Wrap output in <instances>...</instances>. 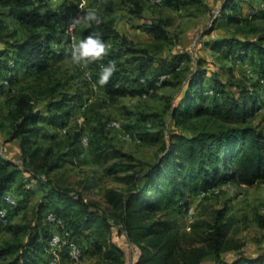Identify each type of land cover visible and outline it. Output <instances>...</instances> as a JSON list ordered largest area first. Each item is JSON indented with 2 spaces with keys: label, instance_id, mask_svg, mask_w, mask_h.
<instances>
[{
  "label": "trees",
  "instance_id": "16d2710c",
  "mask_svg": "<svg viewBox=\"0 0 264 264\" xmlns=\"http://www.w3.org/2000/svg\"><path fill=\"white\" fill-rule=\"evenodd\" d=\"M47 1L0 0V137L3 144L15 142L19 151L15 162L0 147V208H6L7 213V223L2 225L0 221V225L9 234L0 243V264L44 262L42 245L52 231V225L45 220L48 212L79 243L82 236L93 237L98 254L95 264H126L124 250L113 241L114 230L125 232L137 249L131 264H201L210 255L214 264H264V253L239 256L232 261L221 257L226 235L221 215L206 235L182 232L176 218L182 213L188 194L198 187L207 190L218 182L232 181L245 186L264 182V126L254 124L250 116L260 108L261 83L256 79L249 84L223 81L214 74L209 84L205 78L207 68L199 59L191 75L178 80L176 92L164 96V105L155 113V122L153 119L142 122V140L147 137L146 130L155 125L158 128L161 155L139 170L119 162L107 166L104 172L126 187L106 189L102 207L70 188L55 184L49 177L79 151L80 132H68L65 138L56 140L47 130L56 125L65 127L70 118L66 104L75 98L62 89L57 68L49 62L56 54L52 41L62 43L64 36L53 24L57 13ZM122 1L131 5L130 11L142 19L143 0ZM201 1L162 0V3ZM115 4V0H90L84 10L95 8L100 22L89 24L83 20L85 23L76 31L77 40L93 33L101 35L108 45L102 58L105 63L115 60L117 68L106 84L98 86L112 98L125 91L121 86L125 77L118 76L117 52L133 55L136 67L142 71L156 60L164 63L165 67L155 73L146 71L137 75L135 79L140 85L141 78H146V85H150L159 73L170 70L184 58L166 54L174 42L167 19L136 22L139 30L152 37L150 46H140L116 29L111 16ZM222 5L221 16L213 21L208 33L223 21L235 28L227 35L212 38L208 44L216 49L226 47L223 50L226 59L233 52L242 58L250 57L256 75L264 78V28L254 25L244 15L229 14L240 7L237 0H224ZM5 17L16 22L23 30V37L10 39L17 31H6ZM233 45L237 47L235 51ZM102 58L92 60L96 67ZM90 72L96 81L98 75L94 70ZM218 97H222L221 102ZM40 99L45 101L43 106L37 105ZM49 110L53 112L48 114ZM45 139L49 144L41 142ZM114 152L124 155L119 150ZM120 171L126 173L119 175ZM31 181L41 185L44 191L32 206V217L16 220L18 213L29 207L35 193ZM6 191L16 197L14 206L2 200ZM177 197L184 199L183 206H176ZM261 220L264 226V216Z\"/></svg>",
  "mask_w": 264,
  "mask_h": 264
},
{
  "label": "rangeland",
  "instance_id": "374dc122",
  "mask_svg": "<svg viewBox=\"0 0 264 264\" xmlns=\"http://www.w3.org/2000/svg\"><path fill=\"white\" fill-rule=\"evenodd\" d=\"M48 2V5L56 11L55 7ZM90 0H84L86 8ZM224 0H202L201 2H180L179 4H167L163 2L159 5L151 4L148 0H143L141 18L130 11L131 5H126L122 0H115V10L111 16L115 19V26L122 34L140 46H150L152 37L150 34L139 30L136 22L163 18L169 21L168 29L174 36V42L166 50V54L173 56L179 54L184 56L183 64L176 75H171L168 81L159 87L154 95L141 99L139 91L144 85L136 82L137 75L148 71L157 72L160 67H165L161 60L151 63L145 70L136 67L134 56L128 52L116 54L119 64V78L124 75L125 80L121 83L125 91L115 98L110 97L101 86L100 91L91 94L90 87L85 83L84 73L94 70L96 75L100 65L105 63L104 58L97 63L92 61L88 65L82 66L74 64L67 57V49L57 41H52V47L56 44L60 52L50 58L52 66H56V76L61 79L62 89L75 98L70 100L66 106L70 110V118L66 121L64 132L62 125L48 127L49 133L54 134V139L65 138L68 132L79 131L78 141L79 151L70 157L69 161L49 174L51 180L61 186L70 188L80 193L87 201H96L102 207L103 194L108 188L124 189L125 183L116 181L113 175H107L104 169L114 162L134 166L132 170L145 168L147 164L155 162L161 155V140L158 135V128L146 130L147 137L142 140V127L145 120L155 119V113L163 105L164 96L175 93L179 87L178 80L189 77L196 67L197 61L201 60V65L207 68L206 81L211 84L213 75H218L223 81H243L255 82L254 64L250 57H239L233 52L227 59L224 56L226 47L212 48L208 43L212 38L229 34L234 30V26L223 21L214 30L208 33L213 27V21L220 18L222 4ZM240 5L235 11L247 17L251 8H258L254 18L250 21L264 28V0H237ZM65 3V2H64ZM65 3L63 7L67 8ZM6 31H17L10 39L23 37V30L17 26L11 18L5 17ZM55 21H53L54 24ZM243 34V33H242ZM80 37V36H79ZM232 51L237 49L233 45ZM172 54V55H171ZM61 55V56H60ZM241 55V54H240ZM60 56V57H59ZM161 56V55H157ZM162 62V63H161ZM96 68H95V67ZM94 67V68H93ZM23 73H21L22 75ZM23 76V75H22ZM177 76V78H176ZM120 86V85H119ZM181 86V85H180ZM259 109L254 110L250 116L254 124L264 126V85L258 87ZM237 94V93H236ZM92 95L89 104L82 109L80 104L83 96ZM262 96V99H261ZM222 97H218L221 102ZM44 100H39L38 106H43ZM53 111L49 110L48 114ZM154 120V122H155ZM119 122L128 132L139 136V141H128L122 139L111 123ZM143 122V123H142ZM147 122V121H146ZM150 122V121H148ZM144 126V125H143ZM87 137L86 145H82L81 138ZM0 137V147L4 154L15 162H18L19 151L15 142L3 144ZM44 145L49 144V140H42ZM82 150H85L84 157L73 161ZM115 150L121 151L124 155H116ZM126 172L120 171L123 175ZM30 186L34 190L29 207L21 210L16 220L21 218L30 219L32 217V206L41 198L44 188L31 181ZM12 189V188H11ZM203 189H195L188 194L186 205L184 199L177 197V205H181L182 213L176 218L178 227L187 234L206 235L214 225L218 216L221 215V222L225 226L226 235L224 238L221 257L226 261H232L239 256L254 257L259 253H264V226L262 217L264 216V182L245 186L237 185L232 181L218 182L208 188L207 193L201 195ZM22 220V219H21ZM9 237L4 227L0 225V243ZM81 245L84 249V257L76 264H95L98 254L94 250L93 237L85 235L81 237ZM113 241L117 243L125 253L126 264H131L138 251L127 238L125 232L113 231ZM200 245V243H196ZM68 264V263H66ZM201 264H214L212 255L207 257Z\"/></svg>",
  "mask_w": 264,
  "mask_h": 264
},
{
  "label": "built area",
  "instance_id": "2783aa9c",
  "mask_svg": "<svg viewBox=\"0 0 264 264\" xmlns=\"http://www.w3.org/2000/svg\"><path fill=\"white\" fill-rule=\"evenodd\" d=\"M51 5H53L56 9L57 18L54 20V26L56 29L62 31L64 39L63 46L68 49L71 44L77 40V29L82 24L83 19L79 22H75L73 17L78 16L85 9L84 0H48ZM151 4L159 5L162 3V0H148ZM67 3V8L65 9L64 4ZM83 5V7H81ZM258 11V8H251L247 14V19L251 20L254 18ZM59 44L55 45V52L59 53L61 50L58 49ZM112 61H115L112 59ZM183 61H178L170 70L163 71L159 73L156 77L152 79V83L150 85H146V78H141L140 82L144 85V87L139 91V97L141 99H146L150 95H152L156 90L162 85V83L169 79L171 75L180 70ZM256 80H258L261 84L264 85V78L259 77L258 75H252ZM85 80L89 83V87L91 90V94L94 95L100 91L99 86H93V76L91 72L84 73ZM92 95L84 96L81 100V108L84 109L89 102L91 101ZM111 125L115 128L117 134L125 140L128 141H139V136L136 134H132L126 131L119 122L113 121ZM62 132L65 131V127L61 129ZM82 145H86L87 137L83 136L81 138ZM85 150H82L76 157L72 160L75 162L77 159L84 157ZM208 190H202L201 195L207 193ZM2 200L10 205L14 206L16 204V197L13 195L11 191H6ZM6 208H0V221L2 225L7 223L6 219ZM45 220L52 225V231L50 235L45 240L42 245V252L44 255V262L42 264H76L84 257V249L82 245L72 236L70 230L66 229L61 221L57 220L53 213H46Z\"/></svg>",
  "mask_w": 264,
  "mask_h": 264
},
{
  "label": "clouds",
  "instance_id": "9594fccd",
  "mask_svg": "<svg viewBox=\"0 0 264 264\" xmlns=\"http://www.w3.org/2000/svg\"><path fill=\"white\" fill-rule=\"evenodd\" d=\"M83 7V5H81ZM85 20L89 24L99 23L100 18L95 8L89 7L80 13L78 16L73 17L75 22ZM108 45L99 34L90 33L76 41L67 49V57L72 63L86 66L90 61L102 58ZM117 65L115 61L109 60L107 63L100 65L97 80L93 82V86L104 85L110 79L112 74L116 71Z\"/></svg>",
  "mask_w": 264,
  "mask_h": 264
},
{
  "label": "crops",
  "instance_id": "0c3cea01",
  "mask_svg": "<svg viewBox=\"0 0 264 264\" xmlns=\"http://www.w3.org/2000/svg\"><path fill=\"white\" fill-rule=\"evenodd\" d=\"M85 22L83 21V24H84ZM118 30V29H117ZM119 31V30H118ZM120 32V31H119ZM129 39V38H128ZM62 45V44H61ZM65 47V46H64ZM61 48H62V46H61ZM63 49V48H62ZM66 49V48H65ZM63 51H64V49H63ZM261 99H262V96H261Z\"/></svg>",
  "mask_w": 264,
  "mask_h": 264
}]
</instances>
